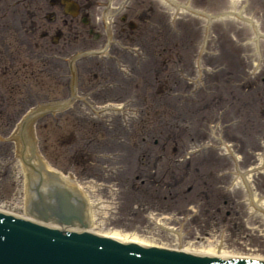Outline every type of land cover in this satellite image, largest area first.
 <instances>
[{"label":"rangeland","instance_id":"374dc122","mask_svg":"<svg viewBox=\"0 0 264 264\" xmlns=\"http://www.w3.org/2000/svg\"><path fill=\"white\" fill-rule=\"evenodd\" d=\"M225 8L226 0H214L211 7L214 13ZM229 8L235 11L242 9L244 14L254 18L259 25L260 33L264 35V0L229 1ZM234 21L229 18L226 23L215 24L213 34L215 39L211 42V49H206L214 56L209 57L211 61L206 64L205 68L213 70L222 67L223 70L219 71L214 79L207 78L204 82L205 92L199 90L200 92L195 94L196 98L194 96L196 91L192 93L193 99L187 101L189 104L183 103L180 112L173 106L170 94H174L183 87L173 81L183 84L185 83L182 81L183 78L193 76L194 64L191 59L199 50H194L192 43L198 39V32L196 34L192 31L186 32L181 42H176L165 34L164 46L159 43L158 47L147 45L141 48L143 54L140 55L147 57L146 62L136 65L130 56L128 62L120 66L123 72L113 64L104 69L96 59L94 61L97 63L93 65L83 60L76 63L79 85L73 107L60 117L55 115L59 118L57 123H54V118L50 115L38 121L35 136L41 153L50 165L63 174L70 175L83 188L96 216L95 232L135 235L144 242L169 248L180 247L194 251L212 249L229 256L264 258V238L254 228L259 220L257 218L247 220L245 215L241 214V209H244L242 206L231 207L230 201L227 205L221 199L220 202L216 201L217 206H213L214 200H212L207 206L203 205L200 208L196 217L187 218V224L178 225L180 220L185 222L184 213H191L197 199L193 193L184 198L172 200L171 193L174 188L173 172L184 173L190 170L195 173L194 165L199 164L194 159L190 160L191 168L178 166L176 163L178 157L175 155L177 144H179L180 151L184 142L188 144L191 142L190 148L192 149L197 134H203L199 130L201 116L198 115L199 112H202L204 117L206 114L210 115L208 116L210 121L219 122V116L227 123L239 120L231 127L223 126L226 128V134L223 135L219 129L214 134L216 137L211 134L206 140L216 138L232 141L241 156L243 155L241 163L243 168L256 162L253 152L254 149L259 148V144L253 134L246 132V136L242 137L240 136L242 131L239 132V130L247 131V127L252 131L255 130L254 126L257 125L255 114L264 110V95L260 97L257 92H254V88L251 93H242L240 87L234 84L238 79L245 77L252 65L251 58L246 64L243 61V71L241 69L238 72L236 59L242 60L243 50L253 52L258 48L264 49V41L256 43L249 29ZM223 28L227 31L226 33H221ZM239 38L246 40L245 46L237 45ZM76 42L73 38L68 42L60 41L57 46L61 49L59 52L48 50L56 55L68 57L76 52L74 49ZM162 47L164 49H160ZM225 53H228L226 61L223 60L224 56L226 57ZM232 55L236 58L234 56L232 58ZM40 65V61H37L27 66H15L11 71L0 66V102L4 108L0 111V137L2 135L7 137L13 129L11 121L8 122L9 114L16 118L24 112L25 109H22L24 106L19 100L29 101V95L22 88L21 83L25 82L30 85L29 89L33 92L36 101L52 103L56 100L62 101L67 97L66 86L62 85V80L56 79L51 71L43 70L44 66ZM176 67H179L180 77L175 71ZM20 68L21 73L19 72L14 77L13 73ZM37 68H42L43 73L38 72ZM82 68H90V72L85 73ZM228 69L235 71L231 75H225L223 71ZM30 70L32 73L36 71V77L34 74L29 75ZM60 70H67L66 66L63 65ZM12 77L16 78V81H9ZM258 77L254 86L260 85L261 74ZM251 84H253L252 81L246 83L245 86L249 88ZM185 88L188 89L187 93L192 89V87ZM85 101L101 107L113 108L122 102L125 109L142 108V111L136 115H142L141 120L132 125L133 132L130 135H127L122 128L121 133L117 132L122 139L127 136L125 140L133 143L132 146L124 151L121 148L122 145L111 138L110 132L106 133V129L101 124L90 118ZM200 101L204 102L199 104ZM21 109L20 114L14 113ZM74 112L81 113L82 116L87 115V121L77 119ZM217 112H222L218 118L216 117ZM179 115L187 116L189 119L190 125H187L189 130H186L184 134L181 132L183 128H180L182 123L176 118ZM103 117L109 119V116ZM257 130L261 132L262 127L259 125ZM143 132L144 143L139 139ZM109 139L116 142L117 148L111 145L107 147L104 144L105 140L107 144ZM90 142L94 143L91 146L87 145ZM5 144L0 146L2 161L0 162V208L21 212L24 196L23 174L18 170V161L7 170L5 158L12 157L14 144ZM142 149H150L152 157L145 158ZM105 153H115L118 156L115 158L110 156L108 160L101 157ZM204 164L202 160V166ZM225 164L229 165V162L225 161ZM118 168L120 171L117 170ZM212 169L223 168L214 167ZM136 174L140 176L135 177ZM186 180L181 186L184 194L189 189H186L188 185ZM254 185L259 195L264 198V176L254 179ZM144 190L148 191L147 197L142 194ZM156 196L157 199L152 200ZM159 196L163 198L159 199ZM111 202L117 206L108 205ZM217 207L221 208V215L224 214L225 218L229 216L231 219L232 222L227 224L228 229L223 226L221 217H218L214 223L210 221L208 211ZM107 209L110 211H106Z\"/></svg>","mask_w":264,"mask_h":264},{"label":"flooded vegetation","instance_id":"af4514ba","mask_svg":"<svg viewBox=\"0 0 264 264\" xmlns=\"http://www.w3.org/2000/svg\"><path fill=\"white\" fill-rule=\"evenodd\" d=\"M63 0H0V41L3 42L5 34L12 33L18 45L20 33V22L23 23V30L26 33L36 31L37 17L49 18L51 23L57 22L59 17H65L63 23H73L76 18L80 23L85 21L87 27L97 33L91 37V43L96 47H105L106 44L114 45L115 38L127 40L132 31H129L128 23L137 21L140 28L151 15H160L161 8L156 0H69L75 5L76 18L70 19L62 4ZM77 21V19H76ZM161 22V20H157ZM78 26V24H77ZM79 27V26H78ZM128 27V28H127ZM77 28V27H75ZM52 26L43 30L45 36L51 32ZM89 31L87 34L90 37ZM84 26L78 33L81 40L85 39ZM61 35V32H59Z\"/></svg>","mask_w":264,"mask_h":264},{"label":"bare ground","instance_id":"6f19581e","mask_svg":"<svg viewBox=\"0 0 264 264\" xmlns=\"http://www.w3.org/2000/svg\"><path fill=\"white\" fill-rule=\"evenodd\" d=\"M216 161V159L215 158H212L211 160H210V167H213V165H212V162H215ZM220 161L221 162H223V160H221L220 159ZM69 178V177H68ZM65 181H66V183L67 184H69V185H72L73 186V181H72V179L71 178H69V179H65ZM220 211V210H219ZM217 215H219L218 214V209H217V212H215V213H212L211 214V219H212V222L214 223L215 221H216V217H217ZM42 223V222H41ZM42 224H44V223H42ZM45 225H47V224H45ZM48 225H50V224H48ZM51 226V225H50ZM104 236H106V237H110V238H113V239H116V240H119V241H121V242H124V243H128V242H136V243H139V244H141V245H146V246H148L150 243H148V242H144V241H142V240H140L138 237H132V236H128V235H122V234H119V233H117V232H112V233H106V234H104ZM214 250H212V249H208V250H200V251H196V252H198V253H196V254H199V255H209V256H214V252H213ZM224 254V253H223ZM222 254V256L221 257H228L227 256V254H224L223 255Z\"/></svg>","mask_w":264,"mask_h":264},{"label":"water","instance_id":"95a60500","mask_svg":"<svg viewBox=\"0 0 264 264\" xmlns=\"http://www.w3.org/2000/svg\"><path fill=\"white\" fill-rule=\"evenodd\" d=\"M33 179H30L29 180V184H28V187H29V192L31 193V191H32V186H33V183H34V181H32ZM66 190H68V189H66ZM69 191V190H68ZM28 208H29V205H28ZM38 216H40V215H38Z\"/></svg>","mask_w":264,"mask_h":264}]
</instances>
